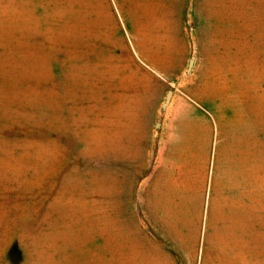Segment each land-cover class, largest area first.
<instances>
[{"label":"rangeland","instance_id":"374dc122","mask_svg":"<svg viewBox=\"0 0 264 264\" xmlns=\"http://www.w3.org/2000/svg\"><path fill=\"white\" fill-rule=\"evenodd\" d=\"M0 264H264V0H0Z\"/></svg>","mask_w":264,"mask_h":264}]
</instances>
